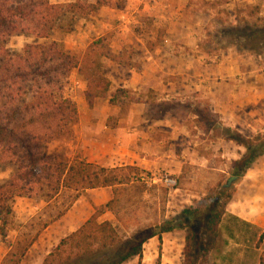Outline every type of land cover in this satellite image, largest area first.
Returning a JSON list of instances; mask_svg holds the SVG:
<instances>
[{
    "label": "rangeland",
    "instance_id": "obj_1",
    "mask_svg": "<svg viewBox=\"0 0 264 264\" xmlns=\"http://www.w3.org/2000/svg\"><path fill=\"white\" fill-rule=\"evenodd\" d=\"M49 1L95 3L97 0ZM135 2L109 0L108 5L104 6V15H100L104 10L102 8L92 16L65 13L59 20V27L51 32L49 39L38 38L30 29L24 33L14 32L7 37L5 45L11 52L22 54L27 44L55 40L64 50L84 54L94 44L97 47L94 55L99 56L107 66L110 59L108 56L113 54V45L128 44L125 45L127 49L122 52L123 60L135 58L141 61L139 64L142 66L146 47L153 44L156 38H160V44H166L170 36L166 34L164 27L159 26L163 23H155L150 15H145L148 10L146 8L143 11L146 6L143 1ZM190 4L200 14V24L204 28V37L200 41V51L206 56L203 61L211 63L212 60L221 59L219 57L227 52H236L238 56L249 59V66L255 67L248 75L254 81L248 82L243 96L232 100L235 111L214 112L219 104L225 105L221 106L222 109L230 108L231 101L221 99L211 103L197 98L199 93L196 91L187 93L181 99L156 102L152 106L154 118L158 119L170 111L177 119L175 124L170 121L172 125L166 127L164 147L174 151L179 171H174L169 166L153 172L138 167L142 170L139 180L113 187L112 198L108 201H112L109 208L105 207L108 202L93 206V210L87 205V214L72 225L71 215L68 213L79 199L76 198L75 190L63 188L57 195L50 197L48 190L42 189L32 195L15 198L14 216L6 227V238L0 243V264H43L46 256L59 242L77 230L98 208L101 210L99 221H112L118 226L123 238H129L141 229L153 228L164 219L180 213L184 206L195 205L218 184L225 182L233 171V162L246 152L245 146L237 140H247L264 133V0H190ZM255 7L260 8L259 12L254 11ZM127 8L130 10V23L120 17L122 13L119 10ZM27 24L31 28L30 23ZM167 46H170V52L177 51L172 44ZM181 51L186 53L185 49ZM168 60L175 64V58ZM109 71L113 72L112 67L106 68V72ZM113 74L115 80V72ZM57 85L61 86L63 94L74 100L79 108L83 110L87 107L84 96L87 82L78 69L72 70L68 77L63 76ZM222 86H217L221 94L226 92L221 89L230 87L229 84ZM119 88L124 87H117ZM129 90L131 93L128 95L120 93L115 104H112L110 97L95 100L94 105L102 108V112L110 105L118 107L116 115L108 117L109 125H114L115 118L127 115L134 103L133 98L135 102L145 99V93ZM149 99H155L153 92ZM93 116L95 117L94 114ZM73 130L74 138H62L48 144L45 156L57 161H73L78 158L86 160L84 144L87 140L80 138L79 133L75 132V125ZM171 136L174 137L173 140L169 139ZM167 159L171 161L168 156ZM99 164L105 167H123ZM15 172V165L3 158L0 161V185L9 181ZM166 175L175 178L177 185H165L163 178ZM237 190L243 195V203L241 205L239 197L238 205L235 203L227 207L216 249L211 251L206 264H259L260 255L264 253V241L257 247L259 237L264 232V155L252 164L242 182L235 186V191ZM83 194L87 195L86 192ZM240 208L243 216L236 215V210ZM255 218L258 219V224H263H253L251 219ZM185 236V230H177L166 234L161 244L156 239L154 253L150 251L148 244H144L142 258L136 256L125 264H157L159 257L160 264H183Z\"/></svg>",
    "mask_w": 264,
    "mask_h": 264
},
{
    "label": "trees",
    "instance_id": "obj_2",
    "mask_svg": "<svg viewBox=\"0 0 264 264\" xmlns=\"http://www.w3.org/2000/svg\"><path fill=\"white\" fill-rule=\"evenodd\" d=\"M108 3L109 0L95 3L0 0V161L4 158L16 169L10 180L0 185V243L7 236L6 227L14 216L13 201L17 197L42 189L54 197L63 188H69L77 191L78 198L88 189L129 184L141 178L142 170L133 165L105 167L81 158L57 161L45 156L48 144L74 138L73 126L80 119L78 104L57 85L63 76L68 77L72 70L78 69L87 82L85 97L90 106L97 98L106 97L115 104L120 93H131L126 88L111 92V81L101 58L94 55L97 50L94 44L84 54L64 50L55 40L27 44L22 54L11 52L5 45L14 32L30 29L38 38L49 39L65 13L92 16ZM27 22L31 28L26 26ZM120 56L110 53L108 57L118 60ZM237 142L245 146L246 152L233 162L231 175L195 205H186L174 217L153 228L141 229L129 238H123L112 221H99L98 208L59 242L43 264H125L136 256L142 258L143 246L149 239L158 237L161 244L164 233L177 230L186 231L183 264H206L211 251L216 249L235 186L264 155V133ZM111 202L105 207L109 208ZM263 241L264 232L257 247ZM259 264H264V253Z\"/></svg>",
    "mask_w": 264,
    "mask_h": 264
},
{
    "label": "crops",
    "instance_id": "obj_3",
    "mask_svg": "<svg viewBox=\"0 0 264 264\" xmlns=\"http://www.w3.org/2000/svg\"><path fill=\"white\" fill-rule=\"evenodd\" d=\"M135 1V3L143 1L146 4L143 11H146V8L148 10L145 15H150L155 23H163L159 26L166 29V34L170 36L169 40L166 44H160V38L154 39L155 42L146 47V56L142 66L139 64L141 61L135 58L129 57L127 61L123 60L124 53L122 52L127 49L125 45L128 44L113 45L112 53L121 55L119 57L121 59L110 58L105 69L112 67L116 75L114 80L113 72L107 73L111 81V92H114L117 87L129 88L145 93V99L134 102L127 115L115 118L114 125H109L107 119L111 115H116L117 106L110 105L102 112V108L94 104L90 106L86 100L87 109L79 108L80 119L75 124V132L79 133L80 138L87 140L84 144V157L88 162L111 166L133 165L149 172L169 166L174 171H179L180 166L177 167L178 162L174 151L164 147L167 138L166 127L172 125L171 122L175 124L177 119L170 111L158 119L154 118L152 106L156 102L181 99L187 96V93L191 94L196 91L199 93L197 98L209 100L211 103L215 100L228 99L231 101V104L227 103L230 108L222 109L221 106L225 105L219 104L214 108V112L233 113L235 103L232 100L237 96H243L248 88V82L254 81L248 75L255 67L249 66V59L238 56L236 52H227L219 57L221 59L212 60L211 63L203 61L206 56L200 51V41L204 37V28L200 24V14L194 10L193 5L191 6L190 0ZM101 8L104 9V6ZM105 11L104 9L100 15H104ZM119 11L122 13L120 17L129 22L130 10L127 8ZM168 44H172V47L177 49V51L171 50L174 55L169 51ZM181 49H185L186 53ZM171 57L175 58L177 64L175 61L173 65L168 60ZM123 62H128V64H123ZM224 84H229L230 87L221 89V91L226 90L221 94L217 86L221 87ZM152 92L154 100L149 99ZM99 99L101 98L96 100ZM96 114L99 115L96 116ZM169 139L173 140L174 137L171 136ZM167 156L171 158V161H168ZM86 193L87 195L83 194L78 197L79 199L75 201L68 213L71 215L70 225L76 224L87 214V205L93 210V206L106 204L112 198L113 187L88 189ZM239 197L242 205L243 195L237 190L227 207L235 203L238 205ZM236 212V215L243 216L242 208L237 209ZM251 220L253 224H258L257 218ZM169 233H164L162 239L166 238V234ZM156 239L158 237H153L145 243L152 247L150 250L152 253L156 248Z\"/></svg>",
    "mask_w": 264,
    "mask_h": 264
},
{
    "label": "built area",
    "instance_id": "obj_4",
    "mask_svg": "<svg viewBox=\"0 0 264 264\" xmlns=\"http://www.w3.org/2000/svg\"><path fill=\"white\" fill-rule=\"evenodd\" d=\"M163 180H164L165 185H167V186L174 187V186L177 185V180L175 178L171 177V176L166 175L163 178Z\"/></svg>",
    "mask_w": 264,
    "mask_h": 264
},
{
    "label": "bare ground",
    "instance_id": "obj_5",
    "mask_svg": "<svg viewBox=\"0 0 264 264\" xmlns=\"http://www.w3.org/2000/svg\"><path fill=\"white\" fill-rule=\"evenodd\" d=\"M152 246V245H151ZM152 248V247H151Z\"/></svg>",
    "mask_w": 264,
    "mask_h": 264
}]
</instances>
